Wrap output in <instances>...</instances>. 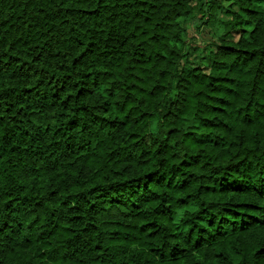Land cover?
Listing matches in <instances>:
<instances>
[{"label":"trees","instance_id":"1","mask_svg":"<svg viewBox=\"0 0 264 264\" xmlns=\"http://www.w3.org/2000/svg\"><path fill=\"white\" fill-rule=\"evenodd\" d=\"M0 264H264V0H0Z\"/></svg>","mask_w":264,"mask_h":264}]
</instances>
